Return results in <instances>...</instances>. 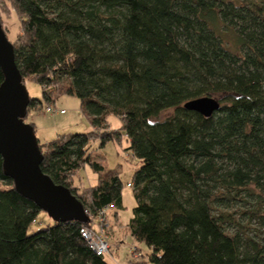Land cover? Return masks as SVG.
<instances>
[{"label":"trees","instance_id":"obj_1","mask_svg":"<svg viewBox=\"0 0 264 264\" xmlns=\"http://www.w3.org/2000/svg\"><path fill=\"white\" fill-rule=\"evenodd\" d=\"M10 2L22 82H37L48 103L77 96L93 126L38 141L42 171L94 216L121 209L118 171L88 145L122 130L138 160L128 228L147 264H264V0ZM203 96L219 101L210 116L183 107ZM41 103L30 97L27 108ZM84 165L97 175L88 187L73 181ZM40 211L0 155V264H110L81 234L88 222L29 231Z\"/></svg>","mask_w":264,"mask_h":264},{"label":"rangeland","instance_id":"obj_2","mask_svg":"<svg viewBox=\"0 0 264 264\" xmlns=\"http://www.w3.org/2000/svg\"><path fill=\"white\" fill-rule=\"evenodd\" d=\"M244 1V0H243ZM0 20L5 29L9 41H13L20 31V21L18 14L12 6L10 0H0ZM228 44L232 50L238 52L236 46L225 33ZM224 38V36H223ZM225 40V38H224ZM24 85L29 97L42 101L37 108H27L24 121L34 124V131L39 143H45L63 133H85L93 130L86 115L80 109V101L75 95L61 94L55 98L54 102H46L42 98V87L31 78L24 80ZM47 106L56 108L54 112L47 111ZM64 109V113L58 110ZM168 114V113H167ZM108 129H118L121 120L114 114H109L106 118ZM120 137L107 141L100 146L98 138H93L89 145V152L107 168L118 171L122 182V208L116 209L108 207L103 214L94 216L87 212L89 216V228L97 233H103L108 239V250L105 259L110 264H147L146 253L148 247L142 241L136 240L129 231L128 223L133 216L135 199L132 188L128 186L132 173L138 160L128 149V141L122 130H119ZM97 175L88 166L80 167L76 171L73 181L80 187H88L96 183ZM116 211V212H115ZM53 219L44 211H40L29 228L35 231L38 228L52 224Z\"/></svg>","mask_w":264,"mask_h":264},{"label":"water","instance_id":"obj_3","mask_svg":"<svg viewBox=\"0 0 264 264\" xmlns=\"http://www.w3.org/2000/svg\"><path fill=\"white\" fill-rule=\"evenodd\" d=\"M0 69V155L4 174L13 180L14 188L23 197L33 201L53 221L89 222L81 201L40 167L43 155L34 127L24 121L30 97L15 64L13 45L1 24ZM183 107L208 117L219 108V101L203 96L186 101Z\"/></svg>","mask_w":264,"mask_h":264},{"label":"built area","instance_id":"obj_4","mask_svg":"<svg viewBox=\"0 0 264 264\" xmlns=\"http://www.w3.org/2000/svg\"><path fill=\"white\" fill-rule=\"evenodd\" d=\"M56 110L57 109L54 107L47 106V111L54 112ZM58 111L64 113L65 110L59 109ZM128 186H130V184H128ZM81 234L97 254H105L107 252L109 244L106 235H103V233H97L89 227H82Z\"/></svg>","mask_w":264,"mask_h":264}]
</instances>
